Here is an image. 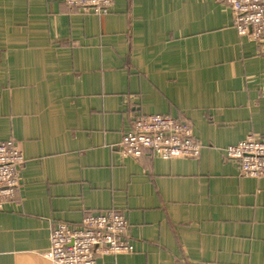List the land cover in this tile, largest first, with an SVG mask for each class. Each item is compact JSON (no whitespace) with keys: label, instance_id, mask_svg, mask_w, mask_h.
<instances>
[{"label":"crops","instance_id":"obj_1","mask_svg":"<svg viewBox=\"0 0 264 264\" xmlns=\"http://www.w3.org/2000/svg\"><path fill=\"white\" fill-rule=\"evenodd\" d=\"M139 114L189 122L200 158L123 159ZM248 136L264 140V42L224 0H114L101 16L0 0V143L25 158L0 264H52L56 226L108 211L134 253L105 264H264V178L225 156Z\"/></svg>","mask_w":264,"mask_h":264},{"label":"built area","instance_id":"obj_2","mask_svg":"<svg viewBox=\"0 0 264 264\" xmlns=\"http://www.w3.org/2000/svg\"><path fill=\"white\" fill-rule=\"evenodd\" d=\"M71 9L96 16L106 15L114 0H65ZM239 36L255 44L264 42V0H224ZM78 46V43L75 44ZM202 146L192 125L170 116L139 114L119 146L123 159L141 161L154 154L164 161L198 160ZM228 161L239 165L245 178H264V140L248 136L225 151ZM25 158L13 141L0 143V213L8 204H19L21 170ZM129 222L114 211L86 216L78 228L58 225L46 241L41 257L52 264H105L108 258L129 256Z\"/></svg>","mask_w":264,"mask_h":264}]
</instances>
